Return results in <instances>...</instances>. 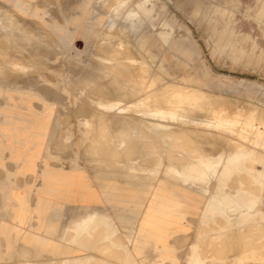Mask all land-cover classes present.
Here are the masks:
<instances>
[{"label": "rangeland", "instance_id": "rangeland-1", "mask_svg": "<svg viewBox=\"0 0 264 264\" xmlns=\"http://www.w3.org/2000/svg\"><path fill=\"white\" fill-rule=\"evenodd\" d=\"M83 1L0 0V38H2L0 39V49H2V51L0 50V63L4 64L2 66L0 64V103L4 101V96L6 100L5 105L0 108L3 115L0 120V131L3 134L8 129L7 127L11 125L10 121H13V123L16 120L24 121V114L29 113L28 110H30V114L38 116L37 120L41 121L46 127L37 134V143L30 149L27 147L21 150L11 148V155L13 158L29 160L31 163H35L37 159H42L45 165L42 168L44 173L41 175L42 188L44 189L39 191L38 194L52 192L54 188L55 195L60 196L59 216L56 214L55 220L51 216V211L54 205L55 208L58 206L57 202L53 203L47 198L38 196L37 206L32 209L27 204L28 202L23 200V209H20L12 217L13 220H18L19 224L18 226L17 224H11L17 227L22 226V232L18 233L15 229L8 230V224H5L1 230L7 240L5 247L0 245V264H71L74 257L79 258L77 264H236V261L243 259L244 256L234 255V253H250L251 250L264 252V190L260 186L261 183L253 184L249 176L264 173V0H149L146 2V7L150 9V13L147 15L137 8L140 10L141 20L136 19L138 28L133 30L129 28L130 25L127 26V11L120 12L117 15L113 11L103 12L101 5H95L94 0H89L90 9L87 21L82 22L80 19L78 23L76 22V28L72 27L71 22H68L70 20L69 16H73L78 9H76L77 4ZM117 1L119 0H105V2ZM139 1L141 0H124V2L132 3V6L126 5L125 7H136V2ZM109 9H111V6ZM12 16L15 17V20ZM18 18L22 22H17L19 21ZM108 21L115 22L117 27L125 25V30L120 32L116 30L110 32L109 30L108 33L107 29L103 28ZM11 22L18 24H12ZM67 26L70 29L68 33L64 31ZM43 27L44 32H42ZM163 35L168 38L167 41L163 39ZM3 36L7 39L5 38V40ZM146 40L149 41L150 48H140L138 42H145ZM121 42L124 43L122 46L119 44ZM97 47L104 50L114 47L118 54L112 59L96 58L95 54H100V51L96 49ZM40 49L42 52H40ZM102 53L111 55L106 51ZM121 56L127 61L126 65L130 70L129 72L122 65L120 66L121 69L115 65L117 62L120 63L124 60ZM103 63L109 65L105 66ZM113 65L115 66L113 67ZM4 66L8 68L6 67L5 70ZM109 66L112 67L111 70H109ZM15 71H18L19 74L17 75ZM125 71L127 75H125ZM13 74H16V77ZM140 74L144 76V79L141 80ZM8 77L10 78L8 79ZM99 78L101 79L99 80ZM152 78H158L159 82L150 85L149 82L152 81ZM185 79L191 80L192 84L184 83ZM2 80H6L4 83L7 82V84H4ZM196 85L201 89L197 90ZM119 87L129 88V92L132 94L128 93L127 89ZM178 90L181 91L179 93L174 92ZM183 91H185L184 94ZM125 92L130 96H124L123 93ZM193 94H197V96ZM117 95L122 98L116 99ZM131 95L135 96L132 97ZM176 99L179 100L176 101ZM33 100H35V104ZM147 100L149 104H146L148 103ZM136 101H139L138 104H140L138 105ZM197 101L200 103L199 105ZM119 104L122 107H118ZM136 105L138 106L136 107ZM164 105H167V107ZM173 105L176 107L173 108ZM189 105H191L190 108ZM9 106H13L12 111L9 110ZM145 106L148 108H144ZM220 110L223 112H220ZM249 112L255 118L252 123L251 121L243 122L245 119H242L244 116L240 113ZM12 115L13 117H11ZM175 115H177V118H175ZM209 116L212 117L211 120ZM222 116L227 117V120L223 119ZM228 116L237 120L232 123ZM126 120H129V122ZM138 120L140 121L138 122ZM148 121L158 127L151 126V124L149 126ZM211 121H215L216 124L221 122L222 125L219 124L218 129L214 131L216 124ZM126 124L127 127L122 126ZM129 124L131 127H129ZM223 125L224 129L222 128ZM219 126L223 130H219ZM169 130L173 132L170 131L171 135ZM164 131H167V134ZM234 132H238V134H234ZM240 132L243 134L240 135ZM223 134L225 135L223 136ZM218 136L219 140H217ZM226 136L227 140L230 136L228 145L233 143L231 141H234L233 147H231L232 144L230 148L228 147L227 141H225ZM233 136L234 138L237 137L238 142L242 141L240 143L236 141V145ZM2 137H5V135L3 134ZM223 137L225 140L221 141ZM208 138L210 139L208 140ZM116 139H119V141ZM146 141L147 145H145ZM117 146L119 148L115 149ZM147 147L150 151L147 150ZM254 147H257L258 151H255ZM4 148V145L0 143V158L3 157ZM106 148H108L107 151ZM109 150L110 152H108ZM237 151L240 154L242 153V156L239 159H233L234 155L238 153ZM115 154H118V158L114 156ZM211 156L213 157L211 158ZM104 159L106 160L104 161ZM252 160H255L254 163H252ZM181 161L184 165H179ZM49 162L59 165L60 170L52 174L51 168L48 167ZM181 166H183V169ZM212 166L215 168L213 169ZM28 169L34 171L36 168L29 167ZM195 170L206 174L202 175L203 177L196 178V175H194L196 174ZM216 172L218 176L215 174ZM178 174L181 176H177ZM211 174L212 176H210ZM166 175L168 178L165 177ZM245 175H248V177ZM65 176L75 178L79 183L85 184V188L89 191L92 189L91 191L95 193L99 202L98 207L100 209L106 208L108 213H111V221H115L112 226L107 225L103 228L100 227V225H103L102 223L91 221L90 211L92 210L90 206L87 210L81 208L82 210L79 209L75 213L76 208H73V206L76 203H67L62 197L66 191L56 189L53 185ZM108 180L109 182H107ZM140 181L144 183L141 185V183H138ZM131 183L138 191H135L138 200L137 207L131 215L132 219L130 217L129 220L123 221L119 215L122 206H115L111 203L110 195L112 193L109 191L116 184L130 185ZM180 183L186 189L183 194L179 190ZM192 183H196L197 186ZM198 184L201 187H198ZM49 186H52V188L50 189ZM227 186L230 188H226ZM204 187H208L209 190ZM191 188L193 189L192 192H190ZM248 188H251V190ZM83 191L80 192L82 196L84 195ZM226 191L229 192V196L225 194ZM189 194L190 197L187 198ZM213 196L215 199H213ZM221 197H223L222 202L220 201ZM226 197L230 200L227 201ZM207 198L208 201L210 200L209 203H207ZM232 198L233 200H231ZM224 199L226 204H223ZM237 199L239 201L242 199L246 204L253 200L252 206L263 211L262 220L259 215L254 216L244 213V205H234V203H237L235 202ZM211 200H215V204L219 202L216 208L212 210L210 207ZM155 202L160 204L156 209ZM204 209H208L207 212ZM229 212L233 213L230 217L236 218V221H234L236 223L232 228L228 229L227 227L226 230H223L225 227L221 229L219 226L225 224L224 218H230L226 214ZM204 214H217L222 217L216 216L213 221H205ZM225 215L226 217H224ZM187 217L190 222L189 226L186 224ZM182 218L185 219L184 230L181 229ZM34 219L36 224L33 223ZM81 219L84 220L83 225L87 229L83 238L79 236L80 232L76 230V222ZM242 220H249L252 223L243 225L244 223H240ZM25 225L26 228H24ZM141 227L142 229H140ZM28 231H35L42 236L46 235L51 241L43 248L42 241H29L26 236ZM96 232L97 234L99 232L98 235L96 234L97 236L95 235ZM7 233L10 234V239L7 238ZM144 233L147 234V237L142 239L141 236ZM86 235H90V237ZM100 235H102L104 241ZM238 235L243 237L242 241L244 240L243 245L240 243V250L235 249V244L237 245L236 236ZM20 237L23 244L31 247L26 249V246L20 248V246L12 245ZM87 238L88 240L89 238L93 239L88 242ZM90 243H92V246ZM122 251L124 252L122 253ZM106 253L107 255H105ZM149 253L151 255H148ZM223 257L229 258L223 262H218ZM246 259H249V257H246Z\"/></svg>", "mask_w": 264, "mask_h": 264}, {"label": "bare ground", "instance_id": "bare-ground-1", "mask_svg": "<svg viewBox=\"0 0 264 264\" xmlns=\"http://www.w3.org/2000/svg\"><path fill=\"white\" fill-rule=\"evenodd\" d=\"M102 1L103 2H105V0H94V2L96 3V4H101L102 3ZM119 1H121V2H119ZM119 1H117L116 3H119V5H122V3L123 4H125V6L126 5H130V6H132V3L131 2H124V0H119ZM147 1H149V0H141V1H139V2H144V3H142L141 4V6H140V8H141V10H143V11H145V12H147L148 10H150V9H148L147 7H146V2ZM109 4H110V2H109ZM103 8V7H102ZM4 9V8H3ZM104 11V10H103ZM13 12V11H12ZM102 12V11H101ZM10 14H12L11 12H9ZM8 13V14H9ZM119 14V13H118ZM4 15V14H3ZM6 16V15H5ZM9 16V15H8ZM16 16V15H15ZM18 16V15H17ZM16 16V17H17ZM20 16V15H19ZM18 16V17H19ZM13 18H14V20H15V17L14 16H12ZM21 17V16H20ZM66 17H68V16H66ZM6 18V17H5ZM4 18V19H5ZM8 18H10V17H8ZM66 19V18H65ZM8 20V19H7ZM13 20V21H14ZM18 20L19 21H17V22H20L21 20L18 18ZM25 21H26V19H24ZM30 20V19H29ZM9 21V20H8ZM12 21V20H11ZM32 21V20H31ZM35 21V20H34ZM22 22V21H21ZM6 23V22H5ZM8 23V22H7ZM10 23V22H9ZM12 23V22H11ZM38 23V22H37ZM12 24H18V23H12ZM34 24V23H33ZM32 24V25H33ZM9 25V24H8ZM14 26V25H13ZM17 26H19V25H17ZM34 26V25H33ZM38 26H40V25H38ZM32 27V26H31ZM41 27V26H40ZM18 28V27H17ZM22 28H23V26H22ZM30 28V27H29ZM24 29H26V28H24ZM44 30V27H43V29H42V32H44L43 31ZM1 31V30H0ZM3 31H5V30H3ZM38 31V30H37ZM15 32H17V31H15ZM12 33H13V31H12ZM8 34V33H7ZM10 34V33H9ZM45 34V33H44ZM45 36H47L46 34H45ZM2 37V36H1ZM4 37V39L6 38L5 36H3ZM16 37V36H15ZM20 37H21V35H20ZM51 37V36H50ZM55 37V36H54ZM10 38V37H9ZM8 38V39H9ZM12 38V37H11ZM47 38H48V36H47ZM0 39H2V38H0ZM7 39V38H6ZM5 39V40H6ZM14 39V38H13ZM12 39V40H13ZM108 39V38H107ZM4 40V41H5ZM17 40V39H16ZM52 40V39H51ZM54 40H56V39H54ZM3 41V42H4ZM106 41V40H105ZM1 42V41H0ZM6 42V41H5ZM4 42V43H5ZM20 42V41H19ZM24 42V41H23ZM7 43V42H6ZM9 43V42H8ZM1 44H3V43H1ZM49 44V43H48ZM52 45H53V43H51ZM120 44V46H122V44H124L123 42H121V43H119ZM10 45V44H9ZM21 45V44H20ZM101 45V44H100ZM104 46V45H103ZM1 48H2V45H1ZM4 48V47H3ZM124 48V47H123ZM10 49V48H9ZM98 51H100V54L99 53H97V54H95V56H96V58H114L118 53H116V49L113 47V48H111V49H107V50H104V49H100V48H96ZM1 51H2V49H0ZM29 50V49H28ZM104 51H106V52H109V53H111V55H104L105 53H102V52H104ZM32 52V51H31ZM40 52H42L41 51V49H40ZM157 52V51H156ZM30 53V52H29ZM158 53V52H157ZM34 55V54H33ZM44 55V54H43ZM55 55V54H54ZM6 56V55H5ZM46 56V55H45ZM125 57V56H124ZM130 57V56H129ZM154 57V56H153ZM9 58V57H8ZM40 58V57H39ZM55 58V57H54ZM121 58H123V56H121ZM110 59V60H111ZM120 59V58H119ZM119 59H118V61H119ZM124 59V58H123ZM128 60V59H127ZM1 61V60H0ZM101 61V60H100ZM112 61V60H111ZM121 61V60H120ZM164 61H165V59H164ZM93 62V61H92ZM126 60L124 59L122 62H117L115 65L117 66V68L118 67H120L121 65H122V67L126 70V71H130L129 70V68L127 67V65H126ZM142 62V61H141ZM61 63V62H60ZM70 63V62H69ZM112 63V62H111ZM1 64V66H2V64L3 63H0ZM48 64V63H47ZM99 64H101V63H99ZM104 64V63H103ZM106 64V63H105ZM104 64V65H105ZM4 65V64H3ZM23 65V64H22ZM58 65V64H57ZM60 65V64H59ZM102 65V64H101ZM109 65V64H108ZM108 65H105V66H108ZM115 65H113V67L115 66ZM0 66V67H1ZM53 66H54V64H53ZM96 66V65H95ZM104 66V67H105ZM111 66V65H110ZM110 66H109V68H110ZM7 66H4V69L6 68ZM98 67V66H97ZM102 67V66H101ZM100 67V68H101ZM8 68V67H7ZM10 68H11V66H10ZM16 68V67H15ZM23 68V67H22ZM69 68V67H68ZM108 68V67H107ZM112 68V67H111ZM111 68L109 69V70H111ZM116 68V67H115ZM12 69H14V68H12ZM17 69V68H16ZM71 69V68H70ZM69 69V70H70ZM80 69V68H79ZM103 69V68H102ZM106 69V68H105ZM120 69H121V67H120ZM132 69V68H131ZM6 70V69H5ZM4 70V71H5ZM99 70V69H98ZM113 71H114V68L112 69ZM1 71H2V68H1ZM3 71V72H4ZM9 71V70H8ZM74 71V70H73ZM78 71V70H77ZM93 71V70H92ZM117 71V70H116ZM126 71H125V73H126ZM134 71V70H133ZM139 71V70H138ZM16 72V71H15ZM18 72V71H17ZM16 72V74L18 75L19 74V72L17 73ZM76 72V71H75ZM81 73H82V71H80ZM98 72V71H97ZM120 72V71H119ZM122 72V71H121ZM5 73H7V72H5ZM10 73H11V71H10ZM9 73V74H10ZM72 73V72H71ZM77 73V72H76ZM75 73V74H76ZM114 73V72H113ZM12 74V73H11ZM16 74H13V75H15V77H16ZM92 74V73H91ZM1 75H2V73H1ZM12 75V76H13ZM74 75V74H73ZM95 75V74H94ZM100 75V74H99ZM125 75H127V73L125 74ZM133 75V74H132ZM7 76H8V74H7ZM32 76V75H31ZM30 76V77H31ZM77 76V75H76ZM85 76V75H84ZM87 76V75H86ZM97 76V75H96ZM102 76V75H101ZM113 76V75H112ZM130 76V75H129ZM128 76V77H129ZM140 76V78H141V80L142 79H144V76L143 75H139ZM5 77V76H4ZM19 78H20V75L18 76ZM17 77V78H18ZM103 77V76H102ZM101 77V78H102ZM105 77V76H104ZM120 77V76H119ZM123 77V76H122ZM7 78V77H6ZM10 77H8V79H9ZM13 78V77H12ZM78 78V77H77ZM81 78H82V76H81ZM94 78V77H93ZM101 78H99V80L101 79ZM172 78H173V76H172ZM83 79H85V78H83ZM91 79H92V77H91ZM104 79V78H103ZM107 79V78H106ZM113 79V78H112ZM131 79H133V78H131ZM136 79V78H135ZM134 79V80H135ZM12 80V79H11ZM114 80V79H113ZM126 80V79H125ZM140 80V81H141ZM182 80V79H181ZM3 81V80H2ZM1 81V82H2ZM4 81H6V80H4ZM4 81H3V83H4ZM10 81V80H9ZM9 81H8V83H9ZM13 81V80H12ZM25 81V80H24ZM29 81V80H28ZM80 81H82V80H80ZM111 81V80H110ZM118 81V80H117ZM18 82V81H17ZM30 82V81H29ZM76 82V81H75ZM84 82V81H83ZM120 82V81H119ZM118 82V83H119ZM136 82V81H135ZM157 82H159V79L157 78H155V79H153L152 78V81H150L149 82V84L150 85H154V83H157ZM32 83V82H31ZM34 83V82H33ZM37 83V82H36ZM143 83V82H142ZM184 83H187V84H191V82H186V81H184ZM4 84H7V82L6 83H4ZM3 84V85H4ZM11 84V83H10ZM29 84V83H28ZM38 84V83H37ZM88 84V83H87ZM99 84H101V83H99ZM124 84V83H123ZM118 85V84H117ZM137 85V84H136ZM172 85V84H171ZM41 86V85H40ZM43 86V85H42ZM111 86V85H110ZM125 86H126V84H125ZM147 86V85H146ZM164 86V85H163ZM47 87V86H46ZM103 87V86H102ZM150 87V86H149ZM196 87V89L197 90H199V89H201L200 87H198V86H195ZM49 88V87H48ZM98 88V87H97ZM111 88V87H110ZM119 88H122V87H119ZM135 88V87H134ZM133 88V89H134ZM165 88V87H164ZM52 89V88H51ZM102 89V88H101ZM117 89V88H116ZM122 89H127L128 90V93H131V92H129V88H122ZM121 89V90H122ZM136 89V88H135ZM182 89V88H181ZM43 90H45V89H43ZM56 90V89H55ZM54 90V91H55ZM94 90V89H93ZM166 90V89H165ZM52 92H53V90H51ZM95 91V90H94ZM102 91V90H101ZM123 91V90H122ZM125 91V90H124ZM139 91V90H138ZM143 91H144V86H143ZM156 91V90H155ZM161 91H163V89H161ZM181 90H178V91H174L175 93H179ZM133 92V91H132ZM158 92V91H157ZM56 93V92H55ZM96 93H98V92H96ZM114 93V92H113ZM113 93H111V94H113ZM126 93V92H125ZM123 93L124 94V96L125 95H129L128 93ZM144 93V92H143ZM156 93V92H155ZM154 93V94H155ZM170 93V92H169ZM185 93V91H183V94ZM53 94V93H52ZM57 94V93H56ZM115 94V93H114ZM122 94V95H123ZM132 94V93H131ZM139 94V93H138ZM157 94V93H156ZM162 94H163V92H162ZM171 94V93H170ZM209 94V93H208ZM47 95V94H46ZM58 95H60V94H58ZM116 95V94H115ZM141 95V94H140ZM152 95V94H151ZM169 95V94H168ZM172 95V94H171ZM189 95V94H188ZM194 96H197V94H193ZM118 96V95H117ZM120 96H121V94H120ZM120 96H118L116 99H118ZM130 96V95H129ZM132 97L133 96H135V95H131ZM212 96V95H211ZM128 97V96H127ZM145 97V96H144ZM162 97V96H161ZM208 97V96H207ZM63 98V97H62ZM122 97H120V99H121ZM131 98V97H130ZM140 98V97H139ZM166 98V97H165ZM164 98V99H165ZM169 98V97H168ZM174 98V97H173ZM177 98V97H176ZM60 99V98H59ZM129 99V98H128ZM141 99V98H140ZM147 99V98H146ZM155 99V98H154ZM163 99V100H164ZM170 99H171V97H170ZM175 99V98H174ZM193 99V98H192ZM143 100V99H142ZM153 100V99H152ZM163 100H162V102H163ZM173 100V99H172ZM179 100V99H178ZM177 99H176V101H178ZM184 100V99H183ZM187 100V99H186ZM185 100V101H186ZM188 100H189V98H188ZM199 100V99H198ZM208 100V99H207ZM215 100V99H214ZM120 101V100H119ZM123 101V100H122ZM127 101V100H126ZM128 101H131V100H128ZM144 101H145V99H144ZM148 101V100H147ZM153 101H156V100H153ZM152 101V102H153ZM167 101H169V100H167ZM171 101V100H170ZM174 101V100H173ZM172 101V102H173ZM191 101V100H190ZM194 101V100H193ZM211 101V100H210ZM134 102V101H133ZM137 102V101H136ZM139 102V101H138ZM138 102H137V104H138ZM141 102V101H140ZM151 102V101H150ZM158 102V101H157ZM184 102V101H183ZM196 102V101H195ZM201 102V101H200ZM86 103V102H85ZM129 103V102H128ZM154 103V102H153ZM160 103V102H159ZM171 103V102H170ZM169 103V104H170ZM177 103V102H176ZM189 104H190V102H188ZM207 103V102H206ZM96 104V103H95ZM111 104V103H110ZM124 104H125V102H124ZM140 104V103H139ZM138 104V105H139ZM146 104H149V101H148V103H146ZM152 104V103H151ZM150 104V106H152ZM173 104H174V102H173ZM179 104V103H178ZM182 104V103H181ZM186 104V103H185ZM192 104H193V102H192ZM197 104L199 105L200 103H198V101H197ZM201 104H203V103H201ZM210 104V103H209ZM212 104V103H211ZM120 105V106H119ZM118 105V107H122L121 106V104H119ZM138 105H136V107L138 106ZM162 105H163V103H162ZM161 105V106H162ZM172 105V104H171ZM176 105V104H175ZM175 105H173V108H174V106ZM197 105V106H198ZM204 105H206V104H204ZM208 105V104H207ZM85 106V105H84ZM102 106V105H101ZM117 106V105H116ZM129 106V105H128ZM142 106V105H141ZM148 107H150L149 105H147ZM157 106V105H156ZM165 107H167V105H164ZM170 106V105H169ZM177 106V105H176ZM175 106V107H176ZM190 106L191 105H189L188 107L190 108ZM196 106V107H197ZM113 107H114V105H113ZM112 107V108H113ZM131 107V106H130ZM129 107V108H130ZM133 107V106H132ZM131 107V108H132ZM148 107H144V108H148ZM153 107H154V104H153ZM152 107V108H153ZM164 107V108H165ZM185 107H187V106H185ZM187 107V108H188ZM199 107V106H198ZM203 107V106H202ZM86 108V107H85ZM88 108V107H87ZM109 108V107H108ZM115 108V107H114ZM126 108H127V106H126ZM151 108V109H152ZM155 108V107H154ZM158 108V107H157ZM161 108V107H160ZM163 108V107H162ZM161 108V109H162ZM171 108H172V106H171ZM200 108V107H199ZM206 108V107H205ZM234 108V107H233ZM75 109V108H74ZM135 109V108H134ZM133 109V110H134ZM169 109V108H168ZM185 109V108H184ZM207 109H208V107H207ZM9 110H13V106H9ZM79 110V109H78ZM92 110V109H91ZM120 110L122 111V109L120 108ZM145 110H147V109H145ZM144 110V111H145ZM154 110V109H153ZM171 110H173V109H171ZM179 110V109H178ZM206 110V109H205ZM223 110H224V108H223ZM10 111V112H11ZM29 111V113L28 112H26L25 114H24V116H25V120L24 121H21V120H16L15 121V123H13V121H10L9 123L11 124L10 126H8L7 128L9 129V128H11V130H12V135H10V137H12V139H13V144H12V149H14V150H21L22 148H24V147H27L28 149H30L31 147H34V145L37 143V140H38V137H37V134H39L41 131H42V129L44 128V127H46L41 121H39V120H37V118H38V116L37 115H34V114H30L31 112H30V110H28ZM80 111H82V110H80ZM110 111V110H109ZM118 111V110H117ZM148 111H149V109H148ZM76 112V111H75ZM88 112V111H87ZM92 112V111H91ZM108 112V111H107ZM126 112V111H125ZM147 112V111H146ZM145 112V113H146ZM178 112V111H177ZM200 112V111H199ZM207 112V111H206ZM209 112V111H208ZM217 112V111H216ZM220 112H223V111H221L220 110ZM220 112H219V115H220ZM238 112V111H237ZM244 112V111H243ZM93 113V112H92ZM91 113V114H92ZM167 113V112H166ZM180 113V112H179ZM203 113V112H202ZM210 113V112H209ZM212 113V112H211ZM78 114V113H77ZM80 114V113H79ZM149 114V113H148ZM148 114H146L147 116H148ZM178 114V113H177ZM206 114V113H205ZM225 114V113H224ZM70 115V114H69ZM93 115V114H92ZM150 115V114H149ZM153 115V114H152ZM169 115V114H168ZM226 115V114H225ZM224 115V116H225ZM238 115V114H237ZM240 115H242V116H244L242 119H245V121H243V122H247V121H251V123H252V121H253V119L255 118L254 117V115L252 114V113H240ZM147 116H145V117H147ZM151 116V115H150ZM156 116H157V114H156ZM176 116V117H175ZM174 117L175 118H177V115H175ZM212 116V115H211ZM241 116V117H242ZM261 116V115H260ZM11 117H13V115L11 116ZM108 117V116H107ZM118 117V116H117ZM154 117V116H153ZM163 117V116H162ZM178 117H180V116H178ZM187 117V116H186ZM215 117V116H214ZM218 117H220V116H218ZM223 117V116H222ZM229 117V116H228ZM231 117V116H230ZM229 117V119H231V122L232 123H234L235 122V120H237V119H232V118H230ZM239 117V116H238ZM238 117H236V118H238ZM68 118V117H67ZM105 118V117H104ZM209 118H210V116H209ZM235 118V117H234ZM13 119V118H12ZM69 119V118H68ZM109 119V118H108ZM118 119V118H117ZM146 119V118H145ZM167 119V118H166ZM165 119V120H166ZM174 119V118H173ZM186 119V118H185ZM191 119V118H190ZM194 119V118H193ZM212 119V117L210 118V120ZM222 119V118H221ZM223 119H226L227 120V117L225 118V117H223ZM239 119H241V118H239ZM261 119V118H260ZM65 120V119H64ZM97 120H98V118H97ZM96 120V121H97ZM123 120V119H122ZM163 120V119H162ZM169 120V119H168ZM171 120V119H170ZM214 120V119H213ZM85 121H87V120H85ZM115 121V120H114ZM118 121V120H117ZM116 121V122H117ZM124 121V120H123ZM126 121H128L129 122V120H126ZM125 121V122H126ZM140 120H138V122H139ZM149 121H151V120H149ZM148 121V122H149ZM207 121H209V119H207ZM225 121V120H224ZM223 121V122H224ZM103 122V121H102ZM111 122H112V120H111ZM193 122H194V120H193ZM204 122V121H203ZM211 122H214V124H216L215 123V121H211ZM220 122V121H219ZM226 122H228V121H226ZM231 122L229 121V123H230V126H231ZM242 122V124H244ZM12 123H13V125H12ZM134 123H137V122H134ZM145 123V122H144ZM152 122H149V126H150V124H151ZM195 123V122H194ZM199 123V122H198ZM100 124V123H99ZM104 124V123H103ZM123 124V123H122ZM125 124V123H124ZM139 124V123H138ZM147 124V123H146ZM200 124V123H199ZM202 124V123H201ZM210 124V123H209ZM208 124V125H209ZM213 124V125H214ZM219 124H221V122L219 123ZM218 124V122H217V124H216V127L219 125ZM242 124L241 125H239L240 127L242 126ZM130 125V124H129ZM128 125V126H129ZM135 125V124H134ZM141 125V124H140ZM153 124H151V126H152ZM163 125V124H162ZM190 125H191V122H190ZM196 125V124H195ZM222 125V124H221ZM220 125V126H221ZM237 125V124H236ZM72 126V125H71ZM97 126V125H96ZM108 126V125H107ZM122 126H126L127 127V124L126 125H122ZM121 126V127H122ZM133 126V125H132ZM154 126V125H153ZM155 126H157V125H155ZM154 126V127H155ZM168 126V125H167ZM199 126V125H198ZM210 126H212V125H210ZM219 126V130H223L224 129V125H223V129H221V127ZM245 126V125H244ZM247 126V125H246ZM249 126V125H248ZM251 126H253V125H251ZM264 126V125H263ZM101 127H103L102 125H101ZM106 127V126H105ZM113 127V126H112ZM129 127H131V125L129 126ZM158 127V126H157ZM156 127V128H157ZM205 127V126H204ZM207 127V126H206ZM212 127H215V126H212ZM215 127V130L214 131H216V129H218V127L216 128ZM234 127V126H233ZM237 127V126H236ZM235 127V128H236ZM83 128V127H82ZM96 128V127H95ZM98 128V127H97ZM138 128V126L136 127V129ZM211 128V127H210ZM231 128H232V126H231ZM245 128V127H244ZM105 129V128H104ZM110 129V128H109ZM127 129V128H126ZM130 129V128H129ZM135 129V130H136ZM172 129H173V127H172ZM201 129V128H200ZM208 129V128H207ZM228 129V128H227ZM230 129V128H229ZM243 129V128H242ZM241 129V130H242ZM249 129H250V127H249ZM114 130V129H113ZM128 130V129H127ZM132 130H133V127H132ZM134 130V131H135ZM231 130V129H230ZM259 130V129H258ZM264 130V129H263ZM100 131V130H99ZM120 131H122L121 129H120ZM129 131V130H128ZM131 131V130H130ZM143 131V130H142ZM171 130H169V132H170ZM212 131V130H211ZM225 131H226V129H225ZM225 131H224V133H225ZM228 132H229V130H227ZM234 131H235V129H234ZM256 131V130H255ZM255 131H253V132H255ZM79 132V131H78ZM101 132V131H100ZM107 132V131H106ZM162 133H163V131H161ZM165 132V131H164ZM167 132V131H166ZM165 132V133H166ZM172 132V131H171ZM171 132H170V135H171ZM209 132V131H208ZM220 132V131H219ZM239 132V131H238ZM238 132L236 133V132H234V134L236 133V134H238ZM243 132H245V131H243ZM60 133H61V131H60ZM104 133V132H103ZM102 133V134H103ZM129 133V132H128ZM133 133V132H132ZM131 133V134H132ZM135 133V132H134ZM164 133V134H165ZM173 133V132H172ZM201 133V132H200ZM211 133V132H210ZM221 133H223V131H221ZM256 133V132H255ZM147 134V133H146ZM150 134V133H149ZM167 134V133H166ZM169 134V133H168ZM175 134V133H174ZM215 134H217V133H215ZM228 134V133H227ZM226 134V135H227ZM243 134V133H242ZM241 134V132H240V135H242ZM254 134V133H253ZM257 134V133H256ZM263 134V133H262ZM62 135V134H61ZM97 135V134H96ZM100 135V134H99ZM107 135H108V133H107ZM114 135V134H113ZM202 135V134H201ZM200 135V136H201ZM225 134H223V136H224ZM233 135V134H232ZM264 135V134H263ZM131 136H133V135H131ZM147 136V135H146ZM153 136H155V135H153ZM217 136V135H216ZM216 136H215V138H216ZM221 136V135H220ZM246 136V135H245ZM113 137V136H112ZM229 137L230 136H228V140H229ZM255 137V136H254ZM105 138V137H104ZM111 138V137H110ZM109 138V139H110ZM210 138H213V137H210ZM210 138H208V140L210 139ZM233 138H234V136H233ZM237 138V137H236ZM236 138H234L235 139V142L237 141L236 140ZM247 138H248V136H247ZM84 139V138H83ZM119 139H121V138H119ZM119 139H116L117 141H119ZM160 139V138H159ZM169 139V138H168ZM206 139V138H205ZM214 139V138H213ZM220 138H219V136H218V138H217V140H219ZM222 139V138H221ZM249 139V138H248ZM250 139H252V138H250ZM114 140H115V138H114ZM154 140H155V138H154ZM157 140V139H156ZM212 140V139H211ZM225 139H224V137H223V140H221V141H224ZM227 140V136H226V140L225 141H227L226 143H227V145H228V143L230 142V140L228 141ZM247 140V139H246ZM60 141V140H59ZM104 141V140H103ZM123 141V140H122ZM148 141V140H147ZM147 141L145 142V145H147L146 143H147ZM181 141V140H180ZM201 141V140H200ZM215 140H213V142H214ZM242 141V140H241ZM240 141V142H241ZM248 141V140H247ZM246 141V142H247ZM99 142V141H98ZM101 142V141H100ZM128 142V141H127ZM212 142V143H213ZM231 142H233L234 143V141H231ZM238 142V141H237ZM237 142L235 143L236 145H237ZM240 142H238V143H240ZM91 143V142H90ZM122 143V142H121ZM133 143H134V141H133ZM135 143H137V142H135ZM156 143H158V142H156ZM215 143H216V141H215ZM225 143V142H224ZM233 143H231L230 145H231V147H233ZM248 143V142H247ZM250 143V142H249ZM87 144H88V142H87ZM102 144V143H101ZM104 144H106V143H104ZM119 144V143H118ZM140 144V143H139ZM138 144V145H139ZM152 144V143H151ZM159 144V143H158ZM179 144V143H178ZM211 144V143H210ZM221 144V143H220ZM234 144V145H235ZM255 144V143H254ZM108 145V144H107ZM112 145V144H111ZM114 145H116L115 143H114ZM130 145V144H129ZM141 145V144H140ZM154 145V144H153ZM191 145V144H190ZM201 145V144H200ZM206 145V144H205ZM219 145V144H218ZM230 145H228V147L230 148ZM243 145H244V142H243ZM109 146V145H108ZM211 146V145H210ZM238 146H241V145H238ZM238 146H236V147H238ZM87 147V146H86ZM88 147H90V146H88ZM113 147V146H112ZM111 147V148H112ZM126 147V146H125ZM135 147V146H134ZM149 147H150V145H149ZM154 148H156L155 146H153ZM217 147H219V146H217ZM248 147V146H247ZM247 147H246V149H247ZM84 148H85V146H84ZM91 148V147H90ZM101 148V147H100ZM114 148V147H113ZM116 148H119L118 146L117 147H115V149ZM136 148V147H135ZM201 148V147H200ZM228 148V149H229ZM255 148V147H254ZM257 148V147H256ZM255 148V151H258V149H256ZM93 149V148H92ZM107 149L108 148H106V151H107ZM144 149V148H143ZM171 149V148H170ZM220 149V148H219ZM234 149V148H233ZM236 149V148H235ZM234 149V150H235ZM243 149H245V148H243ZM246 149H245V151H246ZM250 149V148H249ZM252 149V148H251ZM90 150V149H89ZM93 150H95V149H93ZM127 150V149H126ZM147 150L148 151H150L149 149H148V147H147ZM147 150H146V152H147ZM205 150V149H204ZM254 150V149H253ZM96 151H97V149H96ZM99 151V150H98ZM111 151H112V149H111ZM114 151V150H113ZM129 151V150H128ZM153 151V150H152ZM163 151V150H162ZM188 151V150H187ZM207 151H209V150H207ZM220 151H221V149H220ZM251 151V150H250ZM90 152V151H89ZM108 152H110V150L108 151ZM118 152L120 153V151H119V149H118ZM124 152V151H123ZM160 152V151H159ZM190 152V151H189ZM205 153H206V151H204ZM210 152V151H209ZM212 152V151H211ZM215 151L213 150V153H214ZM217 152H218V150H217ZM227 152V151H226ZM238 152V151H237ZM94 153V152H93ZM98 153V152H97ZM126 153H128V152H126ZM145 153V152H144ZM162 153V152H161ZM258 153V152H257ZM92 154V153H91ZM110 154V153H109ZM123 154V153H122ZM147 154V153H146ZM207 154V153H206ZM206 154H204V155H206ZM215 154V153H214ZM93 155V154H92ZM118 155V154H117ZM116 154L114 155V156H117ZM124 155V154H123ZM134 155V154H133ZM163 155V154H162ZM198 155V154H197ZM253 155V154H252ZM257 155V154H256ZM83 156V155H82ZM85 156V155H84ZM96 156V155H95ZM100 157L102 156V155H99ZM107 156V155H106ZM111 156H113V155H111ZM121 156V155H120ZM132 156V155H131ZM147 156V155H146ZM169 156H171V155H169ZM188 156V155H187ZM219 156V155H218ZM242 156V153L240 154L239 152L238 153H236L235 155H234V158L233 159H239L240 157ZM89 157H91V156H89ZM88 157V158H89ZM99 157V158H100ZM153 157V156H152ZM155 157V156H154ZM173 157H175V156H173ZM192 157H194V156H192ZM197 157V156H196ZM201 157H203V156H201ZM213 156H211V158H212ZM232 157V156H231ZM249 157H250V154H249ZM257 157V156H256ZM97 158V157H96ZM103 158V157H102ZM104 158H107V157H104ZM112 158V157H111ZM114 158V157H113ZM117 158H118V156H117ZM120 158V157H119ZM125 158V157H124ZM222 158V157H221ZM94 159V158H93ZM109 159V158H108ZM122 159V158H121ZM176 159V158H175ZM184 159V158H183ZM194 159V158H193ZM232 158H231V160H233ZM247 159V158H246ZM249 159H251V158H249ZM259 159V158H258ZM106 159H104V161H105ZM117 160V159H116ZM120 160V159H119ZM143 160V159H142ZM185 160V159H184ZM183 160V161H184ZM190 160V159H189ZM210 160V159H209ZM257 160V159H256ZM100 161V160H99ZM103 161V160H102ZM145 161H146V159H145ZM155 161V160H154ZM157 161V160H156ZM169 161H170V159H169ZM196 161V160H195ZM201 161V160H200ZM223 161H224V159H223ZM254 161L255 160H252V163H254ZM128 162V161H127ZM131 162H132V160H131ZM144 162V161H143ZM194 162V161H193ZM196 162H198V161H196ZM207 162V161H206ZM220 162V161H219ZM246 162V161H245ZM263 162V161H262ZM262 162H261V164H262ZM181 164H179V165H184V163L182 164V161L180 162ZM127 164V163H126ZM129 164V163H128ZM176 164V163H175ZM222 164V163H221ZM246 164H248V163H246ZM207 165V164H206ZM211 165V164H210ZM220 165V164H219ZM219 165H218V167H219ZM251 165V164H250ZM263 165V164H262ZM129 166V165H128ZM189 166V165H188ZM213 166H214V164H213ZM212 166V167H213ZM221 166V165H220ZM228 166V165H227ZM246 166V165H245ZM252 166V165H251ZM130 167V166H129ZM166 167V166H165ZM183 166H181V168H182ZM134 168V167H133ZM140 168V167H139ZM185 168V167H184ZM215 167H213V169H214ZM221 168V167H220ZM244 168H246V167H244ZM183 169V168H182ZM182 169H181V171H182ZM219 169V168H218ZM251 169H253V168H251ZM148 170V169H147ZM178 170V169H177ZM199 170V169H198ZM196 171L195 170V172H196V174H194V175H196V178L197 177H201L202 175H205L206 173H204V172H199V171ZM248 170V169H247ZM264 170V169H263ZM179 171V170H178ZM189 171V170H188ZM253 171V170H252ZM96 172V171H95ZM169 172V171H168ZM171 172V171H170ZM256 172V171H255ZM255 172H254V174H255ZM264 172V171H263ZM139 173V172H138ZM250 173V172H249ZM260 173V172H259ZM215 174H217V176H218V173L216 172ZM214 174V175H215ZM234 174H235V172H234ZM242 174V173H241ZM246 174V173H245ZM248 174V173H247ZM253 174V173H252ZM151 175V174H150ZM164 175H165V173H164ZM169 175V174H168ZM213 175V176H214ZM157 176V175H156ZM173 176V175H172ZM177 176H181L180 174H178ZM185 176V175H184ZM210 176H212V174L210 175ZM245 176H247L248 177V175H245ZM249 176H251V175H249ZM262 176V175H261ZM124 177V176H123ZM159 177V176H158ZM160 177H162V176H160ZM165 177H167L168 178V176L166 175ZM164 177V178H165ZM176 177V176H175ZM203 177V176H202ZM208 177V176H207ZM142 178V177H141ZM152 179H154L153 177H151ZM215 178V177H214ZM218 178V177H217ZM245 178V177H244ZM255 178H257V177H255ZM121 179V178H120ZM124 179V178H123ZM171 179V178H170ZM207 179V178H206ZM252 179H253V175H252ZM110 180V179H109ZM109 180L107 181V182H109ZM195 180V179H194ZM200 180V179H199ZM262 180V179H261ZM260 180V183L262 182ZM50 181V180H49ZM183 181V180H182ZM264 181V180H263ZM51 182V181H50ZM180 182V181H179ZM179 182H177V183H179ZM184 182H185V180H184ZM183 182V184H185ZM190 182V181H189ZM138 183H141V181L140 182H138ZM137 183V184H138ZM142 183H144L143 181H142ZM142 183H141V185H142ZM150 183V182H149ZM176 183V184H177ZM204 183V182H203ZM242 183V182H241ZM258 183V182H257ZM107 184H109V183H107ZM111 184V183H110ZM181 184V183H180ZM193 184V183H192ZM196 184V183H195ZM195 184H193V185H195ZM254 184V183H253ZM259 184V183H258ZM50 185V184H49ZM54 185V187L56 188V189H59V190H65L66 192L65 193H63V198H64V200L67 202V203H76V204H80V205H76L75 204V206H73V208H76V210H75V213L76 212H78L77 210H79V209H81V208H84V210H87V208H89V206H90V208H91V210L92 211H90V213H91V215H92V219H91V221H93V222H100V223H102L103 225H100V227L102 226L103 228H104V226H107V225H109V226H112L113 225V222H115L114 220H112L111 221V216H110V214L111 213H108V211H107V209L106 208H99L98 207V200L96 199V196H95V193L93 192V191H89V190H87L85 187H86V185L85 184H83V183H79L75 178H69L68 176H65L62 180H59V182L57 181L56 182V184H53ZM114 185V184H113ZM136 185V184H135ZM140 185V186H141ZM144 185V184H143ZM170 185V184H169ZM172 185V184H171ZM191 185V184H190ZM189 185V186H190ZM193 185H191L192 187H193ZM215 185V184H214ZM219 185H220V183H219ZM244 185V184H243ZM256 185V184H255ZM262 185H263V182H262ZM111 186V185H110ZM176 186V185H175ZM186 186V185H185ZM195 186H197V185H195ZM205 186H207V185H205ZM232 186V185H231ZM234 186V185H233ZM242 186V185H241ZM240 186V187H241ZM254 186V185H253ZM112 187V186H111ZM137 187V186H136ZM145 187V186H144ZM171 187H173V186H171ZM184 186L181 184L180 185V187H179V190H180V192L183 194V192L186 190L185 188H183ZM198 187H201V186H199V184H198ZM218 187V186H217ZM220 187V186H219ZM49 188L51 189L52 188V186H49ZM135 187L133 186V183H131L130 185H118V184H116L115 186H113V188L109 191V192H111L112 194L110 195V198H111V203L113 204V205H115V206H118V205H120V206H122V211H120L121 212V214H119L120 215V218L121 219H123V221H127V219L129 220L130 219V217H131V215H132V213L134 212V209H135V207H137V202H138V200H137V195H135V193L136 192H138V191H136V188L134 189ZM204 188H208V187H204ZM214 188V187H213ZM226 188H230L229 186H227ZM236 188V187H235ZM238 188H239V186H238ZM262 188H264V187H262ZM108 189H109V187H108ZM177 189H178V187H177ZM189 189V188H188ZM195 190H196V188H194ZM240 189V188H239ZM248 189H250L251 190V188H248ZM81 190L83 191V196L82 195H80L81 193ZM137 190H138V187H137ZM192 188H191V190H190V192H192ZM204 190V189H203ZM208 190H209V188H208ZM208 190H206V191H208ZM212 190V189H211ZM243 190V189H242ZM246 190V189H245ZM136 191V192H135ZM201 191V190H200ZM218 191V190H217ZM229 191V190H228ZM231 191H232V189H231ZM230 191V192H231ZM205 192V191H204ZM227 192V191H226ZM225 192V194H227L228 195V193L229 192H227L226 193ZM235 192V191H234ZM238 192V191H237ZM139 193H140V190H139ZM206 193V192H205ZM220 193V192H219ZM224 193V192H223ZM233 193V192H232ZM239 193H241V192H239ZM252 193H254V192H252ZM137 194V193H136ZM141 194V193H140ZM237 195V194H236ZM235 195V196H236ZM254 195V194H253ZM219 196H220V194H219ZM218 196V197H219ZM229 196V195H228ZM232 196H234V195H232ZM242 196V195H241ZM241 196H240V198H241ZM188 197H190V194L187 196V198ZM212 197V196H211ZM214 197V196H213ZM225 197V196H224ZM247 197V196H246ZM245 197V198H246ZM254 197V196H253ZM258 198H259V196H257ZM222 198L223 197H221V202H222ZM231 198V197H230ZM144 199V198H143ZM212 199V198H211ZM213 199H215V197L213 198ZM217 199V198H216ZM226 199H227V197H226ZM235 199V198H234ZM261 199V198H260ZM137 200V201H136ZM218 200V199H217ZM230 200V199H229ZM228 199H227V201H229ZM231 200H233V198L231 199ZM192 201V200H191ZM207 201H208V198H207ZM210 201V200H209ZM209 201L207 202V203H209ZM215 200H211V210L212 209H215L216 208V205L219 203H216L215 204V202H214ZM247 201H249V200H247ZM257 201V200H256ZM235 202H237L236 204L232 201V203H234V205H239V206H243V205H247V208L249 209V207H251V205L253 204V200H251L248 204H246L242 199L239 201L238 199H237V201L235 200ZM206 203V202H205ZM225 203V199H224V202H223V204ZM222 204V205H223ZM226 204V203H225ZM228 204V203H227ZM231 204V203H230ZM230 204H229V206H230ZM242 204V205H241ZM158 205H160L159 204V202H155V209H156V207L158 206ZM221 205V204H220ZM219 205V206H220ZM232 205V204H231ZM225 206V205H224ZM223 206V207H224ZM227 206V205H226ZM218 207V206H217ZM238 207V206H237ZM243 207H246V206H243ZM243 207H240V208H243ZM255 207V206H254ZM78 208V209H77ZM208 208V207H207ZM224 208H227V207H224ZM230 208H231V206H230ZM229 208V209H230ZM234 208H236L235 206H234ZM118 209H120V208H118ZM251 209V208H250ZM249 209V210H250ZM82 210V209H81ZM206 212H207V210L206 209H204ZM210 210V209H209ZM226 210V209H225ZM246 210V209H245ZM204 211V212H205ZM238 211V210H237ZM80 212V211H79ZM155 212H156V210H155ZM210 212V211H209ZM214 212H216V211H214ZM220 212H221V210H220ZM224 212V211H223ZM240 212V211H239ZM249 212V211H248ZM74 213V214H75ZM241 213V212H240ZM218 214H220V213H218ZM230 214H233V213H230ZM238 214V213H237ZM242 214L244 215V213L242 212ZM61 215V214H60ZM205 215V214H204ZM210 215V214H209ZM221 215V214H220ZM223 215V214H222ZM229 215V214H228ZM59 216V215H58ZM212 216V215H211ZM219 216V215H218ZM235 216H236V214H235ZM241 216V215H240ZM246 216V215H245ZM80 217V216H79ZM203 217V216H202ZM222 217V216H221ZM224 217H226V215L224 216ZM239 217V216H238ZM242 217V216H241ZM240 217V218H241ZM259 217V216H258ZM232 218V217H231ZM244 218V217H243ZM113 219V218H112ZM120 219V220H121ZM131 219H132V217H131ZM215 219V218H214ZM262 219V218H261ZM53 220V219H52ZM200 220H201V218H200ZM203 220V219H202ZM231 220V219H230ZM229 220V221H230ZM83 221L84 220H78L76 223H77V226H76V230H78L80 233H79V236L80 237H84L85 236V233H86V226L85 225H83ZM223 221V220H222ZM255 221V220H254ZM261 221V220H260ZM141 222V221H140ZM224 222V221H223ZM227 222V221H226ZM233 222H234V220H233ZM126 223V222H125ZM220 223V222H219ZM230 224L232 223V222H229ZM73 224V223H72ZM71 224V225H72ZM89 224V223H88ZM87 224V225H88ZM93 224V223H92ZM118 224V223H117ZM132 224H133V222H132ZM132 224H130L131 226H132ZM135 224V223H134ZM137 224V223H136ZM230 224L228 225V227H230ZM57 225V224H56ZM72 226H74V225H72ZM129 226V225H128ZM128 226H127V228H128ZM139 226V225H138ZM221 226H223V225H221ZM58 227V226H57ZM75 227V226H74ZM73 227V228H74ZM204 227V226H203ZM205 227H206V225H205ZM204 227V228H205ZM218 227V226H217ZM135 228V227H134ZM7 229L8 230H10V229H15V230H17L18 231V233H21L22 232V229L23 228H21V227H17V226H13V225H9V227H7ZM99 229V228H98ZM102 229V228H101ZM108 229V228H107ZM106 229V230H107ZM136 229V228H135ZM134 229V230H135ZM140 229H142V227L140 228ZM208 229V228H207ZM223 229V228H222ZM225 229V228H224ZM57 230V229H56ZM138 230V229H137ZM209 230V229H208ZM240 230V229H239ZM99 231V230H98ZM128 231H130L129 229H128ZM200 231V230H199ZM207 231V230H206ZM234 231V230H233ZM242 231V230H241ZM246 231V230H245ZM67 232V231H66ZM107 232H108V230H107ZM202 232V231H201ZM56 233V232H55ZM90 233V232H89ZM92 233H93V231H92ZM91 233V234H92ZM116 233V232H115ZM118 233V232H117ZM245 233V232H244ZM59 234V233H58ZM70 234H72V233H70ZM97 234V232L95 233V235ZM98 234H99V232H98ZM97 234V235H98ZM102 234V233H101ZM111 234V233H110ZM134 234V233H133ZM136 234V233H135ZM194 234H196V233H194ZM7 235V238H9L10 239V234L9 233H7L6 234ZM96 235V236H97ZM123 235V234H122ZM137 235V234H136ZM26 236H27V238L29 239V241H31V242H37V241H42V243H43V248L45 247V245H47L50 241H51V239L48 237V236H46V235H40V234H38L37 232H35V231H28L27 233H26ZM72 236H74V235H72ZM87 236V235H86ZM101 237H102V235H100ZM100 236H98V237H100ZM198 236V235H197ZM244 236V235H243ZM58 237V236H57ZM87 237H90V235H88ZM109 237H111V236H109ZM117 237V236H116ZM131 237V236H130ZM133 237V236H132ZM147 237V234L146 233H144L142 236H141V238L142 239H145ZM222 237V236H221ZM241 236L239 235V238H240ZM96 238V237H95ZM118 238V237H117ZM220 238V237H219ZM233 238V237H232ZM73 239H74V237H73ZM85 239V238H84ZM90 239H93V238H89V240ZM115 239V238H114ZM113 239V240H114ZM125 239V238H124ZM225 239H227V238H225ZM70 240V239H69ZM68 240V241H69ZM86 240H88V238L86 239ZM89 240H88V242H89ZM95 240V239H94ZM96 240H97V238H96ZM102 240H103V237H102ZM106 240V239H105ZM107 240H109V239H107ZM120 240V239H119ZM229 240V239H228ZM236 240H237V238H236ZM66 241V240H65ZM68 241H67V243H68ZM71 241V240H70ZM77 241V240H76ZM85 241V240H84ZM98 241V240H97ZM96 241V242H97ZM104 241V240H103ZM115 241V240H114ZM117 241V240H116ZM115 241V242H116ZM121 242H122V240H120ZM202 241V240H201ZM207 241V240H206ZM233 241V240H232ZM244 241V240H243ZM242 241V242H243ZM246 241V240H245ZM59 242V241H58ZM73 242V241H72ZM75 242V241H74ZM96 242H95V244H96ZM99 242V241H98ZM111 242V241H110ZM118 242V241H117ZM125 242H127L126 240H125ZM199 242V241H198ZM227 242H230V241H227ZM239 242H240V239H239ZM120 243V242H119ZM129 243V242H128ZM203 243H205V242H203ZM232 243V242H231ZM247 243V242H246ZM253 243V242H252ZM72 244V243H71ZM88 244V243H87ZM91 244V246H92V243H90ZM95 244H93V245H95ZM102 244V243H101ZM105 244H107V243H105ZM104 244V245H105ZM125 244V243H124ZM129 244H131V243H129ZM128 244V245H129ZM207 244H208V242H207ZM217 244V243H216ZM21 245V244H20ZM19 245V246H20ZM65 245V244H64ZM79 245V244H78ZM110 245V244H109ZM115 245H116V243H115ZM214 245V244H213ZM212 245V246H213ZM238 245V244H237ZM24 246H26L25 244H24ZM91 246H90V248H91ZM117 246V245H116ZM203 246V245H202ZM218 246V245H217ZM23 247V246H22ZM21 246H20V248H22ZM31 246H26V249L27 248H30ZM80 247V246H79ZM87 247V246H86ZM204 247V246H203ZM223 247V246H222ZM232 247V246H231ZM235 247H236V245H235ZM238 247V246H237ZM3 248V247H2ZM88 249H89V247H87ZM95 248V247H94ZM104 248V247H103ZM106 248V247H105ZM240 248V247H239ZM3 249H5V248H3ZM33 249V248H32ZM133 249V248H132ZM214 249V248H213ZM15 250V249H14ZM20 250V249H19ZM119 250V249H118ZM125 250V249H124ZM211 250V249H210ZM228 250V249H227ZM240 250V249H239ZM3 251V250H2ZM13 251V250H12ZM16 251V250H15ZM33 251V250H32ZM101 251H102V249H101ZM114 251V250H113ZM120 251V250H119ZM126 251V250H125ZM148 251H150V250H148ZM21 252V251H20ZM124 251H122V253H123ZM209 252V251H208ZM225 252V251H224ZM16 253V252H15ZM101 253V252H100ZM108 253V252H107ZM107 253L105 254V255H107ZM118 253V252H117ZM129 253H130V251H129ZM154 253V252H153ZM205 253V252H204ZM209 253H211V252H209ZM227 253V252H226ZM246 253V252H245ZM261 253H262V251H261ZM260 253V254H261ZM31 254V253H30ZM36 254H37V252H36ZM102 254V253H101ZM158 254V253H157ZM247 254V253H246ZM249 254V253H248ZM250 254H251V252H250ZM11 255H13L12 253H11ZM46 255V254H45ZM51 256H52V254H50ZM91 255V254H90ZM148 255H151L150 253L148 254ZM208 255V254H207ZM213 255H215V254H213ZM2 256V255H1ZM216 256V255H215ZM219 256V255H218ZM259 256V255H258ZM15 257V256H14ZM19 257V256H18ZM66 257V256H65ZM128 257V256H127ZM243 257V256H242ZM6 258H7V256H6ZM94 258V257H93ZM114 258V257H113ZM123 258V257H122ZM234 258V257H233ZM256 258V257H255ZM255 258H252V259H254L255 261H256V259ZM15 259V258H14ZM62 259H64V258H62ZM61 259V260H62ZM71 259V258H70ZM78 257H74L73 259H72V261H71V264H77V262H78ZM151 259V258H150ZM60 260V261H61ZM105 260V259H104ZM234 260V259H233ZM249 260V259H248ZM258 260V259H257ZM42 261V260H41ZM56 261V260H55ZM59 261V260H58ZM151 261V260H150ZM221 261V260H220ZM223 261V260H222ZM225 261V260H224ZM251 261V260H250ZM259 261V260H258ZM260 261L261 262H263L262 261V259H260ZM36 262V261H35ZM111 262V261H110ZM17 263V262H16ZM30 263V262H29ZM32 263H33V260H32ZM59 263V262H58ZM61 263V262H60ZM206 263V262H205ZM217 263V262H216ZM232 263V262H231ZM4 264V263H3ZM5 264H8V263H5ZM11 264V263H10ZM13 264V263H12ZM18 264V263H17ZM21 264V263H20ZM37 264V263H36ZM53 264H55V263H53ZM115 264V263H114ZM236 264H243V261L242 260H237L236 261Z\"/></svg>", "mask_w": 264, "mask_h": 264}, {"label": "crops", "instance_id": "crops-1", "mask_svg": "<svg viewBox=\"0 0 264 264\" xmlns=\"http://www.w3.org/2000/svg\"><path fill=\"white\" fill-rule=\"evenodd\" d=\"M142 3H144V2H136V5H135L136 7H125V4L122 3V5H119V3H116V2H110V4H109V2H102L100 5H101V7H103L102 8V11L104 10L103 12L113 11L115 15H117L120 12L127 11V13H126L127 19H128L127 26L130 25L129 28H131V30H133L135 28H138L136 19L141 20V16L139 14L140 10H138V9H141L140 6ZM94 4L96 5L95 2H94ZM110 6H111V9H109ZM76 9L77 10L73 14V16H71V15L69 16L70 20L68 21V22H71L70 24H72V27L74 26V28H76V26H77L76 24L78 23V21L80 19L82 20V22L87 21L86 20L87 15H88L89 9H90L89 0H84L83 2H79L76 6ZM143 13L148 15L150 13V10H148L147 12L143 11ZM103 28H106L108 33H109V30H110V32H113L115 30L117 32H120L122 30H125V25L117 27L115 22L108 21L104 25ZM64 31H66V33H68L70 31L69 26L64 28ZM163 39L165 41L168 40V38L164 35H163ZM138 46L140 48L148 49V48H150V43H149V41L146 40L145 42H140V43L138 42ZM185 81L191 82V80H189V79H185ZM5 102H6V100H5V96H4V101L0 103V108H2L3 105H5ZM33 103L35 104V100H33ZM1 118H3V115L0 112V120H1ZM3 134L5 135V137H2ZM3 134L0 131V143H2L5 147L4 151L2 153L3 157L0 158V245L5 247L7 239L5 237V234H3V232L1 230L5 224H8V225L17 224V226H18L19 221L13 220L12 217L15 213L19 212L20 209H23V200L27 201L28 202L27 204L32 209L37 206L38 196L43 197V198H47V199L53 201V203L57 202L58 206H56V208H55V205H54V207L51 211L52 212L51 216L55 220V215L56 214L58 215V213L60 211V207H59L60 196L55 195L54 188H53L52 192L49 191L47 193L43 192L42 194H38L39 191H42V189H44V188H42L43 181H42V176H41L42 173H44L42 168L45 166L43 164V160L37 159L35 163H31L29 160H26V159L13 158L11 155V148H12V144H13V139H12V137H10V135H12L11 128L6 129ZM29 167H35L36 169L34 171H31L28 169ZM48 167L51 168L52 174H55L56 172H58L60 170L59 169L60 166L55 165L52 162H49ZM261 175H253V179H252V176H250V177L252 179V183H257V182L260 183V180L262 179L261 181L263 182V185H262V182L260 185L262 188V187H264V181H263L264 180V173ZM255 177H257V178H255ZM84 182L86 184H88L86 181H84ZM89 187L91 189L90 184H89ZM262 190H264V188H262ZM19 200H20V202H19ZM244 206H246V207H244V211H245L244 213H248V215H254V216L259 215L260 219L262 218V216H263L262 209L260 210V209H257L256 207L254 208L251 205V207H249V209L250 208L251 209L249 210L247 208V205H244ZM223 213H225V212H223ZM34 214L36 215V213H34ZM226 214L228 217H230V215H231L230 212L226 213ZM216 216H218V215L217 214H215V215L214 214H210V215L205 214L204 219H205V221H213L214 218H216ZM232 219L234 221H236L235 220L236 218L235 219L231 218V217L228 219L224 218L225 224H223V226L220 225L219 228L222 229L225 227V229H223V230H226V228L230 224L229 222H232V223L230 224V227H228V229L232 228L234 226V224L236 223V222H233ZM33 223L36 224L35 219H34ZM189 223H190L189 218L187 217L186 224L189 226ZM240 223H244L243 225H245V224L252 223V222H250L249 220H242V221H240ZM184 225H185V219L182 218V223H181V229L182 230H184ZM26 227L27 226L25 225L24 228H26ZM21 228H22V226H21ZM236 238H237L236 243L238 245L235 244L236 245L235 249L238 248L237 250H239L240 249L239 246L241 245L240 243H242V245H243V242L241 240L243 237L241 236L239 238V235H238V236H236ZM239 239H240V242H239ZM12 245L24 246L22 238L21 237L18 238L17 242L15 244H12ZM250 252H251V254L250 253L246 254L245 252H242V253L240 252V253H234V255H241V256L243 255L244 257H243V259H241L243 261V264H264V252L263 251L261 253V250H259V251L251 250ZM246 257H249V260L246 259ZM228 258L229 257H223V258L219 259L218 262H223L224 260H227ZM252 258H255L256 261ZM260 259H262L263 262H261Z\"/></svg>", "mask_w": 264, "mask_h": 264}]
</instances>
